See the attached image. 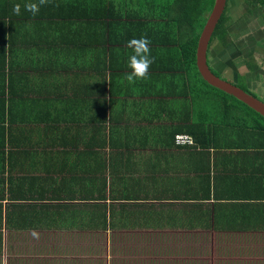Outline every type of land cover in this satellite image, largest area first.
Returning <instances> with one entry per match:
<instances>
[{
    "label": "crops",
    "instance_id": "1",
    "mask_svg": "<svg viewBox=\"0 0 264 264\" xmlns=\"http://www.w3.org/2000/svg\"><path fill=\"white\" fill-rule=\"evenodd\" d=\"M151 1L130 0V8L112 2L113 8L125 7L130 19L128 26L111 21L113 53L109 38L100 40L109 20H86L80 0H51L55 12L49 15L54 18L14 17L13 65L5 68V75L0 72V196L5 198L3 231L8 232L2 237L0 263L2 258L3 264H83L95 259L84 258L78 245L74 253L61 239L30 235L40 228L79 226L102 195L115 212L142 216L150 210L157 216L156 224L141 217L120 218L117 227H191L189 217L197 206L205 212L214 202L197 195L219 194L224 213L233 212L232 218H224V227L264 229V150L250 132L243 145L233 140L242 134L235 132L238 115L225 120L224 111H211V92L192 85L171 53L163 57L168 48L160 43L150 46L153 63L147 78L135 84L125 79L132 51L125 42L146 36L158 43L157 36L163 35L160 28L142 29V17L151 13L158 18L149 12ZM56 50L61 63L53 60ZM101 52L106 58L112 55L113 64L108 65V58L101 67ZM198 94L206 98L201 101ZM176 133L191 135L193 144L176 145ZM11 186L16 198L9 199ZM120 203L126 207L120 209ZM36 205H48L41 222ZM10 210L18 219L8 224ZM175 213L180 224L163 222ZM62 214L66 219L58 220ZM32 216L33 222L24 220ZM254 231L242 237L244 251L238 246V252L224 253V264H264V231ZM3 250L10 251L6 259ZM108 256L100 257V264H108Z\"/></svg>",
    "mask_w": 264,
    "mask_h": 264
},
{
    "label": "trees",
    "instance_id": "2",
    "mask_svg": "<svg viewBox=\"0 0 264 264\" xmlns=\"http://www.w3.org/2000/svg\"><path fill=\"white\" fill-rule=\"evenodd\" d=\"M80 1H82L86 6L84 16L86 20L92 21L96 18L101 20H109L104 22V35L100 36V40L109 38V47H102V51H106V48L108 47L110 53H113L112 43L115 41L112 39L111 35L113 33V23L115 22L111 21L119 20L122 21V23H119L120 25L128 26L130 25V19L126 18V14L128 13V11L125 7L113 8L114 5L112 4V2H116L117 5H127L130 8L132 6L130 0ZM29 2H38V0H0V72L3 71L4 75L5 68L8 66L11 69L13 65L14 52L12 46L14 43V17H20L19 15H26L25 17L29 16L32 18H38L45 15L46 17H48L53 15L55 12V10H52L50 8L51 3H48L44 6H41L40 11L35 16H33L31 13L25 11L24 9V5ZM151 2L152 1L150 0L149 3ZM94 3H98L99 7ZM157 3L159 4V6L157 5ZM157 3L154 0L153 4H150L149 12H154L155 15H158V18H155L150 13L149 17H142L146 21H141L143 25L142 29H144V27L149 30H151L152 28H160L161 30L158 31L159 33L163 34L157 36L158 43L151 42L149 47L156 46L159 43L165 45L168 49H172L173 47V51L168 49L165 50V54L163 53V57H167L166 54L168 55V53H171L175 61L179 62L183 66V68L186 69V73L188 74V76H190L192 85H195V87H197L198 89H208V93L211 92L210 96L207 97V100H209L210 102L208 104L211 111H224L225 120L236 117L235 114L238 115L240 125L236 127L235 132L242 134L240 135V138H233V140L236 141V144L238 146L243 145V143H241L242 141L247 143L248 141L246 139H249V137L246 135V133L250 132V138L255 134L256 138L260 141V148L264 150V117L247 106L242 101L235 98L233 95L209 85L205 80H203L197 70L195 63L197 40L205 22L206 16L213 6L214 0H159V2ZM16 4L20 5L19 15H16L13 11V8ZM134 5H139V3L135 1ZM45 6L49 7V10L44 9ZM94 10H97V12L94 13ZM118 11L119 16H116V12ZM220 21L221 17L217 22V29H215L214 35L216 36L218 34H221L222 32L221 29H218L220 27ZM127 42H125V46ZM55 53L57 57H55ZM55 53L53 60L60 63L63 62L62 56L59 51L56 50ZM74 58L76 57L74 56ZM108 58L110 62L108 65L113 64V56L108 55L106 58L103 56V52H101V67L104 66V63ZM84 61L86 63H89L86 55L84 57ZM254 65L255 62H252V60H250L248 68L250 70H253ZM53 70L54 68L52 69V71ZM236 85L240 86L248 93H251L254 96L260 98L257 93H254L253 91L251 92L245 85L243 86V84L239 82ZM258 86H260L261 89H263L264 87L263 84H258ZM198 98L201 99V96L199 94ZM205 98L206 96H204L201 101ZM211 113L214 116L217 112ZM208 117L209 115L206 118ZM241 124H243V126H241ZM228 127L234 128V126ZM194 136L197 140L196 142L201 146V139L196 135ZM0 166L4 165H2L1 163ZM3 181L4 179L0 178L1 184L4 183ZM11 188L12 186L9 188V199L16 198V196L11 194ZM222 196L223 195L219 194H213L212 196L210 194L197 195V198L213 199L214 202L209 206L210 208L206 209L205 212H202L203 208L200 205L197 206V209L193 211L191 217H189V224H191V227L177 228V226H175L174 228H155L154 226H150L135 228L117 227L115 226V224L118 223V220L119 222L121 221L120 218L128 219L140 217L145 219L147 221V224H156L157 216L154 215L155 213L150 210H147V212H145L142 216H130L129 212H115L114 204L111 202H105L107 197L102 195L100 198L101 201H98V203L94 204L95 210L91 213H86V217H84L79 226L62 227L63 229L45 228L46 231H42V228H40L37 229L35 235L31 234L30 236L39 237L45 240L55 238L56 240L53 239L52 241L58 242L61 239L63 241V245L69 246L68 251L71 250V252H73L78 245V251L82 250L84 258L89 256H96L95 259L92 260L88 258L85 259L83 261V264H100V257L101 259H105L102 257L104 256L106 251L107 233L109 230L113 232L110 235L111 240H113L110 246V249L113 250V256H109L111 264H145L144 256L147 257V261L154 262H161V259L171 258L185 259V264H191V262L192 264H194L195 262V264H207L206 260L204 259L203 253L211 252L213 255L215 251H220L222 247L218 248L217 246L210 243V238H207L206 241L202 243L199 242V245L197 247H195L196 245L194 247H191L189 242L190 238H197L200 240L202 234L207 233H211V235L219 234L222 237L224 235V253L238 252V246L241 252L246 248L245 240L242 237L255 235L254 230L264 231V229L224 227V218H232L231 216L233 212L224 213V202H220L218 200L222 198ZM52 198H55V196H50V199ZM3 200H5V198L0 196V251L2 247V232L4 229V227L2 226V222L4 219L2 211ZM36 206L39 220L41 222L45 218L46 208L48 205ZM118 206L120 207V209H124L126 207V205L123 203L118 204ZM47 215H51V218H55V213H47ZM69 218L71 219V217ZM16 219H18V217H16V213L13 210L6 211V221L8 224L12 223L13 220ZM65 219L66 217H64L63 214L58 218V220L62 221ZM24 220L31 223L34 219L32 216L29 218H25ZM163 222L175 225L180 224V215H178V213L166 215ZM161 223L162 221L158 220V224ZM6 229L11 230L10 228ZM61 230H63V232H61ZM229 232H234L236 234H224ZM19 236L20 235L16 236L15 238H20ZM228 237H236L237 241H230ZM239 237H241L240 240ZM220 238L221 237H218V239ZM69 240L73 241L70 242ZM212 240L213 243H215L214 238ZM130 242H132V244L127 247V243ZM193 242L194 244H196L194 240ZM215 244L221 243L217 242ZM196 254L200 256V260L197 259ZM188 256H190V258ZM221 258L222 261H215L212 256L208 261H214L216 264H224V257ZM150 264L153 263L150 262Z\"/></svg>",
    "mask_w": 264,
    "mask_h": 264
},
{
    "label": "flooded vegetation",
    "instance_id": "3",
    "mask_svg": "<svg viewBox=\"0 0 264 264\" xmlns=\"http://www.w3.org/2000/svg\"><path fill=\"white\" fill-rule=\"evenodd\" d=\"M220 17L218 29L222 31L224 41L219 46L216 45L217 36L214 35L216 24L206 52V61L212 72L235 85L240 83V80L247 82V77L253 79L258 73H264L262 69L264 68V0H225ZM224 50H233L235 56L240 55L246 70L245 74L249 72L250 75L246 77L239 73L240 65L232 62L223 64L217 60L216 56L224 53ZM227 54L229 55V52ZM250 60L257 66L253 74L248 68ZM248 89L256 93L254 88Z\"/></svg>",
    "mask_w": 264,
    "mask_h": 264
},
{
    "label": "water",
    "instance_id": "4",
    "mask_svg": "<svg viewBox=\"0 0 264 264\" xmlns=\"http://www.w3.org/2000/svg\"><path fill=\"white\" fill-rule=\"evenodd\" d=\"M225 0H214L213 6L206 16L205 22L197 40L195 51V63L200 76L209 85L218 88L228 94L233 95L238 100L255 110L264 117V101L251 93L243 90L241 87L216 75L209 68L206 61V52L209 40L215 29V26L224 10Z\"/></svg>",
    "mask_w": 264,
    "mask_h": 264
},
{
    "label": "rangeland",
    "instance_id": "5",
    "mask_svg": "<svg viewBox=\"0 0 264 264\" xmlns=\"http://www.w3.org/2000/svg\"><path fill=\"white\" fill-rule=\"evenodd\" d=\"M216 41H217V43H216V45L217 46H219L220 44H222V42L224 41V36L222 35V34H218L217 35V37H216ZM258 48L260 49V47L258 46ZM229 52V55L227 54ZM235 54V52H233V50H231V51H229V50H224V53H219L217 56H216V59L217 60H219L221 63H228V62H232V63H234V64H236V65H240L241 66V68H239L238 69V71H239V73H241V74H243V75H247V76H249L250 75V73L249 72H247L246 74H245V72H246V70L244 69V64H242V60H241V57H240V55H234ZM256 65H254V68H253V70L251 69V74H253L256 70ZM263 70H264V68H262ZM261 69V70H262ZM237 76H238V73L236 74V78H237ZM246 76V77H247ZM240 79H239V77H238V81H239ZM246 81L247 82H244L243 80H240V83L241 84H243V86L244 85H246L248 88L249 87H251V88H254V90H255V92L258 94V96L260 97V98H262L263 99V101H264V92H263V89H264V87H263V89H261V87L260 86H258V84H263L264 85V73H258V75H256L253 79L251 78V77H247V79H246ZM214 95V94H213ZM261 99V100H262ZM8 232L7 231H3L2 232V237H3V239H4V237L5 238H7V234ZM111 233H113L112 231H108V233H107V237H108V242H107V245L110 247L111 246V244H112V242H113V240H111V238H110V235H111ZM190 233H192V232H190ZM224 234H236V233H234V232H229V233H224ZM20 235H24V236H26V237H29L28 236V234H24V233H21ZM20 237V241H21V239L23 238L22 236H19ZM26 237H24V238H26ZM218 237H221L220 239H218ZM207 238H210V243H212L213 245H215V246H217L218 248H221V250L220 251H215L214 252V254L212 255V253L211 252H208V253H203V255H204V259L206 260V263L207 264H216L214 261H208L212 256H213V258H214V260L215 261H222V258L221 257H224V242H225V239H224V235H223V237L221 236V235H219V234H215V235H211V233H207V234H202V236L200 237V240L199 239H197V238H190V240H189V242H190V246L191 247H194L195 245V247H197L198 245H199V242L200 243H202V242H204V241H206V239ZM214 238V242L215 243H217V242H220L221 244H215V243H213V239ZM110 240V241H109ZM129 240V239H128ZM193 240L196 242V244H194V242H193ZM70 242H72L73 240H69ZM74 244V243H73ZM102 244V243H101ZM130 244H132V242H130V243H127V247L130 245ZM203 245V244H202ZM76 246V245H75ZM115 249H118V248H115ZM124 249V248H123ZM113 250L112 249H109V250H107L106 252H105V254L106 253H109V255L112 257L113 256V252H112ZM74 253L76 252V249L73 251ZM10 253V251L9 250H3V252H2V254H3V257L6 259L7 258V256H8V254ZM172 256V255H171ZM175 256H177V255H175ZM196 256H197V259L198 260H200L201 258H200V256L199 255H197L196 254ZM109 257V256H108ZM144 259H145V264H150V262H152L153 264H172V263H177V264H185V259H171V258H169V259H167V258H164V259H161L162 261L161 262H158V261H147L146 259H147V257H145L144 256ZM150 260H151V257H150ZM196 263V262H195ZM194 263V264H195ZM0 264H3V258H2V261H1V263ZM106 264V263H105ZM108 264H110V262H108ZM191 264H192V262H191Z\"/></svg>",
    "mask_w": 264,
    "mask_h": 264
},
{
    "label": "clouds",
    "instance_id": "6",
    "mask_svg": "<svg viewBox=\"0 0 264 264\" xmlns=\"http://www.w3.org/2000/svg\"><path fill=\"white\" fill-rule=\"evenodd\" d=\"M50 3V0H38V2H29L24 5L25 11L35 16L40 7ZM16 15L20 14V5L16 4L13 8ZM150 40L146 36L133 38L129 40L126 47L131 49V54L128 56L127 67L130 71L126 74L125 79L129 84H135L138 80L147 78L149 68L153 63L151 49L149 47ZM35 235V233H34Z\"/></svg>",
    "mask_w": 264,
    "mask_h": 264
},
{
    "label": "built area",
    "instance_id": "7",
    "mask_svg": "<svg viewBox=\"0 0 264 264\" xmlns=\"http://www.w3.org/2000/svg\"><path fill=\"white\" fill-rule=\"evenodd\" d=\"M174 142L179 146L191 145L193 144V138L191 135L186 133H176L174 135Z\"/></svg>",
    "mask_w": 264,
    "mask_h": 264
}]
</instances>
